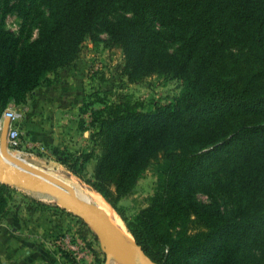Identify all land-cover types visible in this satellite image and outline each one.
<instances>
[{"label":"trees","instance_id":"16d2710c","mask_svg":"<svg viewBox=\"0 0 264 264\" xmlns=\"http://www.w3.org/2000/svg\"><path fill=\"white\" fill-rule=\"evenodd\" d=\"M12 12L18 34L5 25ZM87 37L123 52L130 81L158 75L180 92L150 109L94 93V148L65 149L61 163L157 264H264V0H0V117L77 61ZM150 168L155 194L126 217L118 201ZM13 190L0 181V221Z\"/></svg>","mask_w":264,"mask_h":264},{"label":"rangeland","instance_id":"374dc122","mask_svg":"<svg viewBox=\"0 0 264 264\" xmlns=\"http://www.w3.org/2000/svg\"><path fill=\"white\" fill-rule=\"evenodd\" d=\"M22 22V18L16 12L9 13L5 19L6 27L17 34L21 32ZM36 36L37 28H34L33 37ZM34 91L28 95L24 103L16 106L22 115L19 127L23 132V138L20 147L8 146L10 153L52 176L57 170H61L67 177L75 179L81 188L98 194L60 161L65 149L81 153L92 151L94 148L93 138L100 124L93 126L90 123L92 108L88 106V103L94 99L91 95L96 92L101 93L99 97L108 102H116L123 96L138 103L144 109H150L157 101L170 102L179 94L180 83L177 80H166L158 75L130 81L125 72L123 52L117 47L107 48L103 43H93L87 37L82 44L77 61L60 69L57 73L49 74L47 80ZM92 107L99 108L101 104L96 102ZM1 138L2 132L0 145ZM98 155L97 149L95 158ZM28 160H32L34 164L29 163ZM95 166L96 159H92L87 163L84 175L91 177ZM0 171H7L19 178L33 177L30 172L19 169L5 160L1 150ZM157 182V173L150 168L139 179L134 191L118 201V206L126 217H133L141 208L148 205L155 194ZM11 185L14 187L12 200L21 198L40 209L67 211L74 218L75 227L69 228L65 233L72 231L83 241L84 247L89 250L87 264H93L95 260L98 264H104L107 253L104 251L100 238L88 223V227L81 224L80 216L65 208L60 200L49 197L44 191ZM99 195L102 197L100 193ZM198 198L202 201L209 199L204 192L198 193ZM106 203L113 211L114 218L126 228L119 213L107 201ZM82 230L87 235L85 240L80 234ZM93 233L97 235V238ZM62 235H58V238ZM136 247L145 259L137 244ZM60 250L72 264H79L67 251L61 247ZM95 251H97V259ZM118 253L117 249L110 253L113 256L110 264H119V261H122Z\"/></svg>","mask_w":264,"mask_h":264},{"label":"crops","instance_id":"0c3cea01","mask_svg":"<svg viewBox=\"0 0 264 264\" xmlns=\"http://www.w3.org/2000/svg\"><path fill=\"white\" fill-rule=\"evenodd\" d=\"M73 227L74 218L67 211L40 209L21 198L12 200L0 221V264H72L57 238Z\"/></svg>","mask_w":264,"mask_h":264},{"label":"water","instance_id":"95a60500","mask_svg":"<svg viewBox=\"0 0 264 264\" xmlns=\"http://www.w3.org/2000/svg\"><path fill=\"white\" fill-rule=\"evenodd\" d=\"M10 107H13V104H11ZM10 123L11 118L9 116L5 117L1 138V152L4 158L12 165L18 166L31 174L44 176L47 180L52 181L53 184L38 183L31 178L20 179L10 175L7 171H0V181L30 189H39L40 191H44L49 197L60 200L65 208L80 216L82 220L88 223L94 232L98 234L104 251L107 253L104 264L111 263L113 256L110 253L115 249L119 250V253L124 255L129 247L127 239L115 223L101 210L95 207V205L80 200L72 187L67 185L64 181L46 173L43 169L25 163L21 158L10 155V149L8 147V130ZM145 258L150 264H157L150 258Z\"/></svg>","mask_w":264,"mask_h":264},{"label":"bare ground","instance_id":"6f19581e","mask_svg":"<svg viewBox=\"0 0 264 264\" xmlns=\"http://www.w3.org/2000/svg\"><path fill=\"white\" fill-rule=\"evenodd\" d=\"M1 149H2V144L0 145V150ZM9 153H10V151H9ZM10 155L12 156L11 153H10ZM28 161H29V163L34 164L32 160H28ZM16 167H18V166H16ZM18 168L22 169L20 167H18ZM10 175H13V174L10 173ZM32 175H33V177L27 176L25 178H31V179L37 181L38 183H42V184H51V185L53 184L52 181L47 180L44 176L34 175V174H32ZM13 176H15V175H13ZM53 176L64 181L67 185L71 186L74 189L76 195L79 197L80 200L84 201L85 203L95 205V207H97L99 210H101L121 230V232L124 234L125 238L127 239L128 243H129V247H128L127 252L124 255L118 253L120 255V257H122V261H119V264H150L146 260V258L145 259L142 258V256L140 255V253L137 250L135 240L132 237V235L128 232V230L125 228V226L121 222H119L118 220H116L114 218V215L112 213L113 211L111 210L109 205L106 203V201L99 194H97L95 192L88 191L86 189H83V187L81 188L77 184V181L75 179L67 177L65 175V173L61 170H57L53 174ZM23 178H20V179H23Z\"/></svg>","mask_w":264,"mask_h":264},{"label":"built area","instance_id":"2783aa9c","mask_svg":"<svg viewBox=\"0 0 264 264\" xmlns=\"http://www.w3.org/2000/svg\"><path fill=\"white\" fill-rule=\"evenodd\" d=\"M9 116L11 118L10 127L8 130V146L18 148L22 144L23 132L19 127V120L22 117L16 107H8L0 117V133L2 132L4 119ZM59 246L67 251L70 257L79 264H87L89 250L84 247L83 241L72 231L64 233L58 238Z\"/></svg>","mask_w":264,"mask_h":264}]
</instances>
